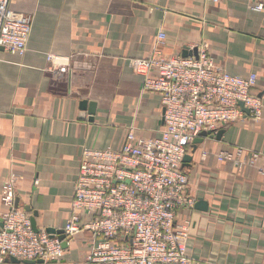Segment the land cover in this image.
Segmentation results:
<instances>
[{
	"label": "crops",
	"instance_id": "1",
	"mask_svg": "<svg viewBox=\"0 0 264 264\" xmlns=\"http://www.w3.org/2000/svg\"><path fill=\"white\" fill-rule=\"evenodd\" d=\"M11 7L30 14L32 28L24 55L0 48V194L14 173L16 203L37 230L63 229L82 147L118 149L130 127L159 135L160 97L142 91L129 65L149 55L159 31L166 55L206 42L228 73L255 72L252 92L264 106V14L248 0H13ZM83 100L95 103L93 115L81 110ZM262 115L187 147L186 194L195 203L177 222L189 224L186 252L195 264H264V174L217 158L239 147L264 163V107ZM89 243L84 232L58 261L20 264H81Z\"/></svg>",
	"mask_w": 264,
	"mask_h": 264
},
{
	"label": "built area",
	"instance_id": "2",
	"mask_svg": "<svg viewBox=\"0 0 264 264\" xmlns=\"http://www.w3.org/2000/svg\"><path fill=\"white\" fill-rule=\"evenodd\" d=\"M12 1L0 0V48L22 56L32 16L13 10ZM248 3L251 10L264 14V0ZM165 39V32L159 31L147 57L129 59L132 71L142 78V91L160 97L159 135L144 138L130 127L118 149L82 147L62 229L66 247L56 234L33 228L30 215L15 202L17 177L8 173L0 194V264H13L11 259L58 261L70 239L84 232L90 235V248L81 264L196 263L186 252L189 224L177 222L178 211L195 203L186 194L187 147L202 131L215 135L229 123L260 120L264 106L252 92L258 80L255 72L228 73L215 62L206 42L196 46V56L166 55ZM217 158L256 167L264 174V163L258 164L255 151L236 147L220 151Z\"/></svg>",
	"mask_w": 264,
	"mask_h": 264
},
{
	"label": "water",
	"instance_id": "3",
	"mask_svg": "<svg viewBox=\"0 0 264 264\" xmlns=\"http://www.w3.org/2000/svg\"><path fill=\"white\" fill-rule=\"evenodd\" d=\"M191 53H193L195 56H196V54H197V48L195 47L194 49H192V51H189L188 50V48H184V50H183V52H182V55L183 56H186V55H188V54H191ZM85 105H86V107H85ZM239 106L241 107V109L246 113V114H248V110L247 109H245L244 107H243V103L242 102H239ZM94 107H95V103L94 102H87V101H82L81 102V110H85V108L87 109V112L90 114V115H93L94 114ZM222 133H223V130L222 129H220L215 135H212L211 133H209V132H205V131H202L194 140H193V142H192V144H191V146H192V148H193V150L195 149V147H196V145L204 138V137H210V138H216V139H219L220 137H221V135H222ZM190 155H188V154H186L185 156H184V158H183V165H185L187 162H189V160H190ZM15 202H17V201H15ZM16 205H17V203H16ZM26 211V210H25ZM34 215H35V212H34ZM31 221H32V226H33V228L35 229V230H37L36 229V227H35V223H34V220H33V218L31 217ZM47 231L49 232V233H54V234H56L57 235V237H58V239L59 240H62V246L63 247H66V242L63 240L64 238H65V235H64V232H63V230H58V231H55V230H53V229H47ZM11 262L13 263V264H20V263H43V261L42 260H37V261H22V262H19V261H17V260H15V259H11Z\"/></svg>",
	"mask_w": 264,
	"mask_h": 264
}]
</instances>
